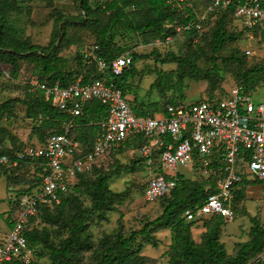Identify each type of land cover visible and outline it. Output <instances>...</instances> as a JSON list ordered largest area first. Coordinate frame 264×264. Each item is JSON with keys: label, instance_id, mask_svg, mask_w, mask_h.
Here are the masks:
<instances>
[{"label": "rangeland", "instance_id": "1", "mask_svg": "<svg viewBox=\"0 0 264 264\" xmlns=\"http://www.w3.org/2000/svg\"><path fill=\"white\" fill-rule=\"evenodd\" d=\"M1 1L0 12L6 16V24L13 26L10 34L12 39L48 45L52 38H57L58 54L60 55L57 67L59 70L68 73L72 81L77 80L86 71H94L95 66H91L89 62H84L82 54L90 51L99 43L98 26H104L108 22L110 14L118 9V7L109 8L114 0H91L92 12L87 14L82 10L80 0H14L15 3L12 4L14 6L6 8H2ZM10 2L13 3L12 0ZM210 3L211 0H182V2H177L171 7L177 18L194 13L199 20H202V28L197 31L198 36L192 40L184 29L185 25H181L179 22L174 23L176 29L174 35L159 34L154 30L141 31L138 27L146 19V7L137 5L136 9H133L129 5L125 8L130 21L125 19L114 28L115 42L125 52L142 55L134 62L138 71L126 87V96L132 107H140L139 104L147 107L157 102L159 107L156 108L162 109L169 98H176L178 102L193 103L211 95L221 97L234 85L243 84V81L237 76L239 63L225 64L220 60L217 69L205 78L190 76L188 75L189 70L180 73L184 74L183 90L180 92L172 88L175 82L174 78L170 83L171 85L169 84L167 87L165 98L160 96L155 84L163 73L178 72L177 64L174 62L165 64L156 62L157 54L164 56L173 52L184 57L193 55L201 69L211 67V35L221 16L225 19L226 27L238 33L239 37L235 41H228L220 54L227 56L236 53L244 61L243 68L246 71L256 65L264 66V33H262L263 38L260 39L264 25L253 30H247L231 10L217 14L208 12ZM122 4L123 2L120 1V5ZM248 50L251 51V54H247ZM7 52L0 49V100H15V112L22 114L23 117L20 118V122L16 121L10 125L14 126L13 132L15 131V134L21 133L24 137L27 136V133L33 132L32 125H34L35 120L32 119L30 123H26L27 120L24 118L26 106L18 100L24 97L26 89L29 88V83L33 79L39 78L40 73L35 67V63L26 58L17 59L19 68L15 70ZM46 79L45 77L44 80ZM251 83H254L251 88H261L264 86V77L255 74ZM258 94L259 96L262 95V88L259 89ZM151 108H153L151 110H157L154 106ZM37 124L39 123L37 122ZM39 129L42 133L40 136L44 140L53 131L49 127ZM144 140H140L139 136L131 137L124 144L115 147L110 155L95 167L91 175L78 185L80 191L69 195H75L80 203L91 206L92 199L88 193V184L92 180H96L100 174L112 172L121 165L132 166L133 170H122L109 181L110 189L113 192L122 193L121 196L115 198L110 209L98 213L95 219L89 222L88 230L95 243L101 242L107 236L118 235L120 231H124V234L128 236L133 230L141 229L145 219L153 220L162 214L164 206L171 198V196L161 197L156 201H147L145 198V189L149 180L159 172L160 153L157 152L150 156L144 155L142 147L147 142ZM127 142L130 145H127ZM15 143L9 148L12 152H5V154H13L18 150L22 151L27 144H32H23L17 141ZM33 144L37 145V143ZM0 167H2L1 164ZM34 169L29 162L11 169L12 174L7 172L9 180L13 183L11 186L23 188L32 184L35 176H38ZM178 170L187 179L193 181L189 188L200 183L205 186L207 193L214 191V184L216 183L214 175L205 176L186 166H179ZM78 183L77 180L75 185ZM0 185H2L0 192L3 189L7 190V183L2 177H0ZM10 193H12L11 189L7 191L6 199L0 203V208L9 205V210H11L13 200L10 198ZM246 195L243 200L235 202V219L232 221L225 219V231H223V227L220 228L219 236L230 255L235 252L237 242H245L250 239L253 227L252 216H256L261 222H264V199L262 198L261 181L253 179L247 186ZM211 219L212 216H206L194 222L190 236L195 242L201 243L205 240L206 228L203 223ZM0 221L6 222L2 214H0ZM3 222L0 223V235L3 233ZM30 227L31 229L48 231L51 240L55 242L69 235L68 230H63L59 225L42 216L37 217L34 222L32 220ZM153 234L158 239V247L149 243L142 236L138 237L135 245L140 246L142 255L159 258L157 264H171L168 256H162L165 251L169 250L172 243L170 229L159 227L154 230ZM36 248L37 252L40 253L39 263L52 264L47 248L41 244L37 245ZM263 252L264 250L249 263L257 260ZM96 255L97 252L89 251L85 254L84 259H88L89 264H96ZM260 260L258 262L264 264V260ZM146 264L154 263L148 262Z\"/></svg>", "mask_w": 264, "mask_h": 264}, {"label": "built area", "instance_id": "2", "mask_svg": "<svg viewBox=\"0 0 264 264\" xmlns=\"http://www.w3.org/2000/svg\"><path fill=\"white\" fill-rule=\"evenodd\" d=\"M233 0H212L208 12L226 9ZM135 6H133V9ZM235 15L247 30L264 25L262 0H242ZM201 19L185 25V30L202 28ZM99 45L84 53L87 63H96L100 73L111 69L120 74L130 67L133 56L123 52L112 61L98 55ZM247 54H251L248 50ZM30 90L40 89L55 108L71 114L64 133H53L41 144H27L11 159L4 155L1 162L11 167L31 161L43 167L39 181L24 188L11 186L10 198L15 216L6 237L0 239V264H33L34 249L26 236L32 220L42 207L59 205L80 174L92 173L115 147L129 138L143 135V154L160 153L162 172L153 176L145 189L147 201L169 195L178 185L179 166L210 176L214 175L217 191L185 212L188 221L214 214L226 220L235 219L234 190L245 176L261 181L264 199V86L246 89L234 85L221 97H207L193 103L169 104L164 110L139 115L134 111L121 87L102 78L79 77L68 85L50 83L36 78ZM100 101L107 106V117L92 145H85L70 135L85 106ZM35 171V170H34ZM183 174V173H182ZM11 208V209H12ZM264 260V252L249 264Z\"/></svg>", "mask_w": 264, "mask_h": 264}, {"label": "trees", "instance_id": "3", "mask_svg": "<svg viewBox=\"0 0 264 264\" xmlns=\"http://www.w3.org/2000/svg\"><path fill=\"white\" fill-rule=\"evenodd\" d=\"M10 1L11 0H2V8L14 6L12 4H14L15 1L12 0L13 3ZM120 1L123 2L122 5H120ZM241 1L242 0H233L232 4L226 9L216 10L211 13L217 14L231 10L235 15L236 6ZM90 2L91 0H80L81 8L86 14L92 12ZM177 2H182V0H114L109 8L118 7V9L116 12L110 14L109 20L104 26H98L99 43H97V45H99V49H97L96 52L109 62L125 52L115 42L114 28L125 19L130 21L125 11V8L129 5L131 8L135 6L134 9H136L137 5L146 7V19L138 27L141 31L154 30L159 34L174 35L176 33L174 23L179 22L181 25H187L192 21H199L194 13L177 18L171 8L173 5H176ZM262 2L264 5V0H262ZM5 20V14L0 12V49L8 51L9 59L15 70L19 68L17 59L26 58L35 63V67L40 73L38 79L41 81H48L50 83L60 81L63 85H68L75 81L69 78L68 73L59 70L57 67V62L60 60L57 38H52L48 45L34 44L26 40H14L10 37L13 26L7 25ZM185 31L190 37V40L198 36L196 29ZM238 37V33L226 27L225 19L222 16L219 17L211 35L212 65L205 69H201L197 65L196 58L193 55L184 57L173 52H169L164 56L157 54L156 62H161L163 64L174 62L178 67V72L169 74L163 73L161 78L155 82L160 96L162 98L166 97L167 87L174 78L175 82L172 88L180 92L183 90L185 83L184 74L180 73L189 70L188 75L205 78L217 69L219 60L225 64L239 63L237 76L243 81L246 89H249L254 84L251 82L255 74H260L261 77H264V66L256 65L246 71L243 68L244 61L241 60L236 53L227 56H222L220 54L228 41H235ZM130 54L133 56V61L130 67L124 68L120 74L114 73L111 69L106 71V73H100L97 70L96 63L92 62L91 66H95V69H93L94 71H86L85 74L82 73L81 77L86 81L90 79L92 75L94 78H102L103 75L106 74L108 80L121 87L123 93L127 95V84L138 71L134 62L142 56L131 52ZM82 57L83 61L87 62L85 61L84 54H82ZM45 77L47 78L46 80H44ZM210 97H214V95ZM18 101H22L25 104L26 115L35 120L33 134H36L41 142L46 141V139L44 140L41 138L40 135L42 133L39 128H51L53 131L49 136L53 133L65 132V124L70 121L71 114L53 107L45 99L40 89L30 90V88H27L24 97ZM15 103L13 99L0 100V164L2 166L0 167V171L8 180L9 177L7 172L12 174L11 169H15L16 167H11L8 164L2 163L1 158L7 155L13 159L19 150L13 154H5V152H12V150L9 149L11 148L10 146H6L4 143L11 140L16 144L15 141H19L11 129L2 124V118L6 114L14 115L16 113ZM175 103H178L176 98H169L162 109L156 108L159 107V103L157 102L147 107L139 104L140 107L133 108L137 114L145 115L148 113L152 114L157 110H164L167 105ZM152 106L157 110H151L153 109L151 108ZM106 117L107 106L100 101H92L85 106L83 113L75 119L76 124L71 128L70 135L85 145H92L97 134L101 131V122ZM37 122L39 124H37ZM139 139H145L144 141H146L143 135H139ZM127 145H130V143L127 142ZM154 153H157V151H154ZM28 162L35 168L34 172L36 174L43 172L42 166L31 161L20 162L19 166ZM122 170L131 171L133 168L128 164L121 165L112 172L100 174L96 180H92L88 184V193L92 199L91 206H85L80 203L75 195L69 196L70 194H75L80 191L78 185L83 182L87 176L91 175V173H84L79 175V183L77 185H75V183L71 187L59 205L54 209L47 207L41 208L37 217L42 216L48 221L56 223L63 230H68L69 235L55 242L51 240L48 231L31 229V227H29L26 231V236L31 247L34 249L35 260L33 264H40V253L37 252L36 248V246L40 244L47 248L49 259L52 264H89L88 259H84L85 254L89 251L97 252L95 256L96 264H146L148 262L157 264L159 258L142 255L140 246H136L135 242L138 240V237L142 236L149 243L158 247V239H156L153 232L159 227H167L171 231L172 243L169 250L162 254L163 257H169L171 264H248L249 261L257 258V255L264 250V222H261L256 216L251 217L253 227L250 239L245 242H237L236 250L232 255L228 254L219 236L220 228L226 225L225 218L222 215H211L212 219L203 223V226L206 228L205 240L201 243L195 242L190 236V230L197 220L188 221L185 212L198 204H202L209 194L216 192L217 183L214 184L215 189L211 193H207L205 191V186L200 183H196L192 188H189V185L193 184V181L185 178L182 173L179 174V182L176 188L169 195L163 196H171V198L164 206L161 215L153 220L145 219L143 227L133 230L128 236L124 234V231H120L118 235L107 236L103 238L101 242L95 243L91 239V233L88 230L89 222L95 219L98 213L110 209L115 198L121 196L122 193L113 192L110 189L109 181ZM159 172H162L161 166ZM36 180L39 181L38 176H35L34 180L31 182V186ZM252 181L253 179L245 176L241 185L242 187L237 190L235 188L234 208L236 205L235 202L244 199L246 196V186ZM9 182L10 185H13L10 180ZM14 216L15 212L12 208L9 210L7 217L10 225H12L11 221ZM37 217L33 219V222ZM258 261L256 263L260 264L261 262Z\"/></svg>", "mask_w": 264, "mask_h": 264}, {"label": "crops", "instance_id": "4", "mask_svg": "<svg viewBox=\"0 0 264 264\" xmlns=\"http://www.w3.org/2000/svg\"><path fill=\"white\" fill-rule=\"evenodd\" d=\"M263 31L264 30H262L261 31V36H260V39L261 38H263V35H262V33H263ZM18 115V116H17ZM21 117H23V115L22 114H19L18 112H16L14 115H8V114H6L3 118H2V124L4 125V126H6V127H8L9 129H11V131L13 132V130H15L14 129V126H11L10 124L11 123H16V121L17 122H20L21 120H20V118ZM24 118H26V123H30L31 121H32V119L31 118H29L27 115H26V109H25V116H24ZM33 124H34V122H33ZM33 126V125H32ZM15 132V131H14ZM13 132V133H14ZM14 135L16 136V138H17V140L19 141V142H22L23 144H27V143H37V144H39V143H42L41 141H40V139L37 137V135L36 134H33V132H31L30 134L29 133H27L26 135L27 136H22V134L21 133H18V134H15L14 133ZM28 135H29V137H28ZM27 139H29V140H27ZM13 141H11V140H8L6 143H4V145H6V146H10V147H12L13 146ZM179 172H181L180 170H179ZM182 173V172H181ZM0 177H2V178H4V180L6 181V183H7V190H5V189H3L2 190V192H0V203H2V201H4L6 198H5V196H6V194H7V191L10 189V187H11V185H10V182H9V180H8V178L4 175V174H2L1 173V171H0ZM184 175V174H183ZM185 178H187V177H185ZM242 183L241 184H237L236 185V190L237 189H240L242 186ZM4 186H5V184H4ZM0 187H2V185H0ZM9 188V189H8ZM236 190H234V193H235V191ZM245 191H246V193H247V186H246V189H245ZM247 196V195H246ZM3 204L5 205V202H3ZM0 214H2L3 215V219H5V221L6 222H3V221H0V223L1 222H3V233L0 235V239H3L4 237H6L7 235H8V233H9V231H10V227H11V225H10V223L8 222V214H9V205H8V207H6V206H4L3 208H0ZM253 215H255V214H253ZM223 231H225V226H223ZM235 233H237V232H235Z\"/></svg>", "mask_w": 264, "mask_h": 264}]
</instances>
